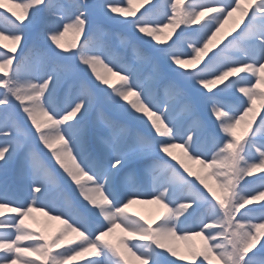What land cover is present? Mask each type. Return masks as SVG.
<instances>
[{"label":"rangeland","instance_id":"obj_1","mask_svg":"<svg viewBox=\"0 0 264 264\" xmlns=\"http://www.w3.org/2000/svg\"><path fill=\"white\" fill-rule=\"evenodd\" d=\"M81 3L0 0V264H264V0Z\"/></svg>","mask_w":264,"mask_h":264},{"label":"trees","instance_id":"obj_2","mask_svg":"<svg viewBox=\"0 0 264 264\" xmlns=\"http://www.w3.org/2000/svg\"><path fill=\"white\" fill-rule=\"evenodd\" d=\"M47 0H45V9L43 10V13H44V28L43 30L41 31L40 34H45L47 32V28L50 24L53 23V14H52V11H53V8H54V2L52 3H49V2H46ZM69 2V6L72 7V10H74V14L78 17V18H81L83 17V13H82V9L85 8L84 5L81 3V1H85V0H67ZM4 11H8L6 9H4L3 7H0V18L4 21H2L0 19V21L5 24L6 26L10 27L11 29L19 32V31H23V28L21 25L17 24V21L16 19H14L13 17L11 18H8V17H5L4 15ZM12 14V13H11ZM84 19V18H83ZM143 51V49H142ZM77 262V260H76ZM76 262H72V263H69V264H76Z\"/></svg>","mask_w":264,"mask_h":264},{"label":"bare ground","instance_id":"obj_3","mask_svg":"<svg viewBox=\"0 0 264 264\" xmlns=\"http://www.w3.org/2000/svg\"><path fill=\"white\" fill-rule=\"evenodd\" d=\"M240 12H241V9H240L238 6H237V7L235 6V8L232 9V11L229 12V13L226 15V17L223 18V19L221 20V24H224V23L226 24L227 22L230 21L231 17H234V16L239 15ZM152 200H154V199H152ZM141 201H142V200H140V202H141ZM146 201H149L150 203H153V201H151L150 198H147Z\"/></svg>","mask_w":264,"mask_h":264}]
</instances>
